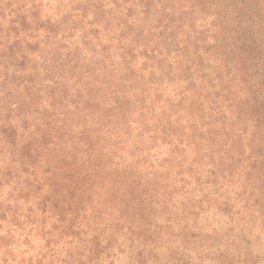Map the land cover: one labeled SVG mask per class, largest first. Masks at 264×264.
I'll return each instance as SVG.
<instances>
[{"label":"trees","instance_id":"trees-1","mask_svg":"<svg viewBox=\"0 0 264 264\" xmlns=\"http://www.w3.org/2000/svg\"><path fill=\"white\" fill-rule=\"evenodd\" d=\"M0 264H264V0H0Z\"/></svg>","mask_w":264,"mask_h":264}]
</instances>
